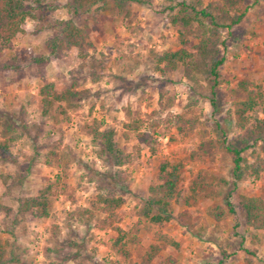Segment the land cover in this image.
<instances>
[{
	"label": "rangeland",
	"instance_id": "1",
	"mask_svg": "<svg viewBox=\"0 0 264 264\" xmlns=\"http://www.w3.org/2000/svg\"><path fill=\"white\" fill-rule=\"evenodd\" d=\"M65 2L37 9L12 46L0 52V141L6 138L8 122L18 134L11 146L16 162L0 159V239L7 248L3 264H264V229L247 227L237 207L240 194L264 201V156L252 149L243 152L260 170L237 182L230 197L234 212H229L223 196L232 188V163L218 147L215 128L219 118L229 124L230 137L241 132L233 110L246 93L244 87L256 91L259 86L264 98V0H246L249 9L243 20L223 34L217 117L202 84L192 88L180 68L160 63L157 69L158 56L178 45L177 27L162 12L163 0L131 3L124 12L108 0L74 17L88 29L87 55L80 57L76 48L66 50L50 59L41 77L34 58L45 52L44 42L53 34L51 22L71 17ZM188 37L194 41L191 31ZM47 82L57 92L89 89L90 95L78 107H67L64 114L55 109L44 118L38 89ZM160 94L162 103L173 96L172 105L160 109ZM135 117L143 121L141 130L152 134L149 145L124 129ZM93 118L114 128L117 142L132 155L123 167L129 180L120 191L124 201L113 222L125 233V252L111 247L118 234L113 227L85 226L72 215L94 194L89 169H104L85 131ZM177 159L183 168L172 218L162 225L150 223L138 215L142 200L157 182L159 163ZM197 175L207 179L193 192ZM18 176H23L21 181ZM47 184L53 192L49 216L17 214L18 197L36 194ZM214 212L223 215L215 218ZM186 217L191 226L184 224ZM244 248L256 251L250 255Z\"/></svg>",
	"mask_w": 264,
	"mask_h": 264
},
{
	"label": "trees",
	"instance_id": "2",
	"mask_svg": "<svg viewBox=\"0 0 264 264\" xmlns=\"http://www.w3.org/2000/svg\"><path fill=\"white\" fill-rule=\"evenodd\" d=\"M57 0H0V52L10 48L13 39L23 30L27 18H34L37 9H54ZM108 0H66L65 7L71 17L53 20L50 28L53 34L44 42L45 52L34 58L38 73L43 77L42 69L52 57L59 58L71 48H76L80 57L85 58V47L90 45L89 32L85 26L78 25L74 17L91 12L96 6H105ZM113 6L119 11L127 10L131 3L149 4L150 0H111ZM249 9L246 0H163L162 12L168 15L169 22L177 27L178 45L175 49L164 51L157 58V69L160 63L171 69L180 68L183 77L190 82L191 87L202 84L206 92L212 115L217 117L221 112L218 102L219 69L225 61L223 49L225 47L224 33L230 34L233 27L239 24ZM191 31L192 38L188 37ZM14 55L13 59L16 60ZM7 67V66H5ZM243 98L234 102V124L241 132L229 136V124L224 120L215 118V128L218 131L217 144L220 149L228 154L231 159V184L232 188L224 193L223 200L229 212H234L230 201L236 184L245 176L258 174L260 167L248 163L243 152L252 149L264 156V105L263 93L249 90ZM42 117H49L55 109L61 114L66 113L67 107H78L80 101L90 95L89 89L66 88L60 92L54 89L52 82L43 84L39 89ZM163 94L159 95L160 109L172 105L173 96H169L162 103ZM159 112V110H157ZM261 112V116L255 113ZM156 112V111H155ZM0 141V159L16 162L11 146L18 134L12 130V123L8 122ZM143 121L133 118L124 123V129L134 133V138L139 142L149 145L152 134L141 130ZM153 123L150 127H154ZM85 131L90 137L96 157L103 163L104 169L90 168L89 181L95 183L94 194L88 205L75 209L72 215L77 217L82 225L95 226L98 229L113 227L117 236L112 241L111 247L124 251L125 233L118 226H114L116 210L122 205L123 197L120 193L129 180V175L123 168L130 162L132 155L126 152L117 142V132L112 127L104 125L101 119L93 118L85 124ZM7 137V135H9ZM129 135L127 132L124 134ZM127 137V136H126ZM183 163L181 160H165L159 163L157 182L150 184L148 195L143 198L138 211L140 217L150 223L162 225L172 218L171 204L178 195V185L181 178ZM25 170H29V165ZM23 176H18L21 181ZM206 177L197 175L192 181V191H197L206 183ZM222 183L228 181L222 177L217 178ZM119 191V193H118ZM52 185L47 184L40 188L36 194L20 196L17 199V214L30 215L36 218L49 216L52 206ZM237 207L245 225L253 230L264 229V201L255 195L240 194ZM215 218H220L223 212H214ZM185 217V215H184ZM184 224L191 226L189 218ZM165 238V236H163ZM254 241L257 238L254 237ZM244 251L254 255L255 249L244 248ZM7 254L6 243L0 239V264L4 263ZM250 261V259H247Z\"/></svg>",
	"mask_w": 264,
	"mask_h": 264
}]
</instances>
